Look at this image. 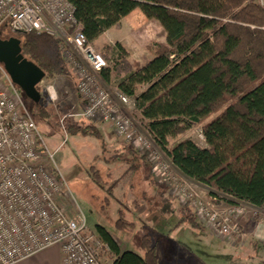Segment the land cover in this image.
I'll use <instances>...</instances> for the list:
<instances>
[{
  "label": "trees",
  "instance_id": "obj_1",
  "mask_svg": "<svg viewBox=\"0 0 264 264\" xmlns=\"http://www.w3.org/2000/svg\"><path fill=\"white\" fill-rule=\"evenodd\" d=\"M88 41L94 43L139 9L166 34L165 43L152 46L153 58L129 62L122 45H106L101 53L120 51L121 61L102 74L127 75L120 91L135 100L155 144L164 150L187 178L238 201L264 207V8L252 0H71ZM21 40V53L43 70L46 79L72 77L63 42L46 33L22 34L7 28L0 38ZM140 86L146 89L139 92ZM41 94L40 85L37 86ZM32 101V100H31ZM32 111L48 119L53 111L44 97L32 101ZM202 125L205 146L184 139L169 146V138ZM83 135L101 138L95 125H71ZM126 174L143 168L146 156L129 148ZM144 163V164H143ZM92 174L100 184L101 174ZM125 174V175H126ZM117 182L113 181L112 186ZM180 225L203 230L191 208H181ZM133 223L120 219L119 229ZM111 249L112 264H159L157 244L142 242L143 255L123 251L114 237L96 226Z\"/></svg>",
  "mask_w": 264,
  "mask_h": 264
},
{
  "label": "built area",
  "instance_id": "obj_2",
  "mask_svg": "<svg viewBox=\"0 0 264 264\" xmlns=\"http://www.w3.org/2000/svg\"><path fill=\"white\" fill-rule=\"evenodd\" d=\"M256 2L264 8V0ZM3 28L60 39L78 80L81 110L73 116L107 123L116 137L146 153L154 161L156 176L174 189L180 203L191 208L206 229L219 237L241 236L236 220L245 213L241 205L245 201L231 198L237 203L221 209L200 195L195 185L185 183L176 191L169 164L160 161L151 134L137 129L131 112L135 100L105 85L102 74L108 61L88 41L71 0H0ZM48 93L56 100L53 86ZM70 116H62L61 123ZM65 197L54 154L0 63V264H14L56 244L62 247L64 264H107L102 255H110V247L89 228L84 215L74 216L64 208Z\"/></svg>",
  "mask_w": 264,
  "mask_h": 264
},
{
  "label": "rangeland",
  "instance_id": "obj_3",
  "mask_svg": "<svg viewBox=\"0 0 264 264\" xmlns=\"http://www.w3.org/2000/svg\"><path fill=\"white\" fill-rule=\"evenodd\" d=\"M139 16H132L119 29H109L93 43L94 46L104 53L106 45L115 46L119 43L126 50L129 62L144 63L145 59L153 58L152 46L165 43L166 34L158 22L147 19L142 13ZM120 55L119 50L110 53V69L121 61ZM71 72L72 77H56L52 80L45 78L40 83L46 105L53 111L48 119L33 113V100L17 86L43 142L54 154V165L66 193L61 204L69 213L74 216L78 213L84 215L94 233H97L96 226H102L122 245L127 246L129 251L139 255H143V238L149 237L157 244L160 264H237L236 261L239 264H264V207L255 209L250 203H241L246 209L236 220L241 236L232 237L235 247L240 246L239 252L234 250L236 255L226 238L212 233L198 221L204 231L216 236H209L214 246L206 245L202 231L186 224L180 225L181 208L189 207L179 203L174 189L165 184L161 176H156L153 171L154 161L146 153L116 137L107 123L73 116L81 110V100L77 92V76L72 68ZM126 78L127 75L112 74L110 82L104 83L109 89H119L118 84ZM50 86L54 87L56 100L50 98ZM145 89L146 86H140L138 93ZM131 112L137 129L149 133L141 111L135 107ZM64 115L72 116L62 124L60 120ZM90 124L99 128L101 138L85 136L80 130L69 129L71 125L78 127ZM184 139H192L199 146H205L202 125L170 137L169 146ZM156 147L161 154L160 161L169 164L173 177L171 182L176 183V191L187 183L195 185L200 195L221 209L237 203L229 196L187 178L175 167L168 154L159 146ZM129 148L134 149L139 156H146V164L126 174L132 157ZM93 168L101 174L100 184L94 180ZM113 181L117 182L116 186H112ZM120 219L133 223L132 227L119 229L117 222ZM247 227H259L261 234L254 235ZM199 257L205 263H201Z\"/></svg>",
  "mask_w": 264,
  "mask_h": 264
},
{
  "label": "water",
  "instance_id": "obj_4",
  "mask_svg": "<svg viewBox=\"0 0 264 264\" xmlns=\"http://www.w3.org/2000/svg\"><path fill=\"white\" fill-rule=\"evenodd\" d=\"M0 63L3 64L12 81L36 104L41 101L37 86L45 79L41 68L28 61L21 53V40L13 37L0 38Z\"/></svg>",
  "mask_w": 264,
  "mask_h": 264
},
{
  "label": "crops",
  "instance_id": "obj_5",
  "mask_svg": "<svg viewBox=\"0 0 264 264\" xmlns=\"http://www.w3.org/2000/svg\"><path fill=\"white\" fill-rule=\"evenodd\" d=\"M253 1H256V0H253ZM141 13L142 12L139 9L134 10L131 14H129L127 17H125L122 20L121 25H124L125 21H127L128 19H130L132 16H134V15L135 16H139V15H141ZM253 208L260 209V208L254 207V206H253ZM246 229L248 231H253L254 232V235H258L259 233L261 234V232H259V227L258 228L257 227H252V228H248L247 227ZM202 233H204L202 235H203V239L206 241V245L214 246V244H212L213 242L211 243V240L209 238V236L210 237L213 236L212 233L209 232V231H207V230H205V231L202 230ZM213 237H216V236H213ZM114 239L119 243V245L121 246V248H122L123 251H127L128 250L127 246L122 245V243L117 238L114 237ZM226 239H227L226 240L227 241V244H230L232 246V248H233V251L232 252L233 253H234V250L235 251H238V252L240 251V248H239L240 246L239 247H237V246L235 247V245H234V242H233V239L234 238H226ZM190 250L193 251L192 248H190ZM256 252L253 253V255H254L253 257L256 256ZM63 257H64V254H63L62 247L60 245L56 244V245L51 246V247H48V248H46V249H44L42 251H39V252L33 254L32 256H30V257H28V258H26L24 260H21L19 262H16L14 264H64L63 263ZM158 257H159V264H160L161 259H160L159 252H158ZM199 259H200L201 263L204 262V259H201L200 257H199ZM102 260L105 261V262H107V264H112L113 263V258H112L111 255H109V256L102 255ZM236 263L239 264L238 261H236ZM231 264H234V263L231 262Z\"/></svg>",
  "mask_w": 264,
  "mask_h": 264
}]
</instances>
